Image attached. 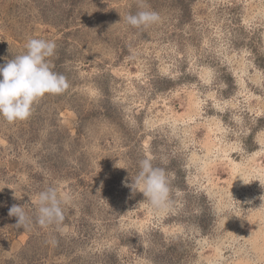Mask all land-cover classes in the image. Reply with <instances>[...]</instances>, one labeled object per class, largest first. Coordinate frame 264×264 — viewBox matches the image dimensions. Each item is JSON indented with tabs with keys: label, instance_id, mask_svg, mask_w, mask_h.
I'll return each mask as SVG.
<instances>
[{
	"label": "rangeland",
	"instance_id": "obj_1",
	"mask_svg": "<svg viewBox=\"0 0 264 264\" xmlns=\"http://www.w3.org/2000/svg\"><path fill=\"white\" fill-rule=\"evenodd\" d=\"M141 10L161 22L128 25ZM29 38L69 88L0 116V264H264V0H0V66ZM146 157L167 209L130 187ZM49 187L71 201L44 229Z\"/></svg>",
	"mask_w": 264,
	"mask_h": 264
},
{
	"label": "clouds",
	"instance_id": "obj_2",
	"mask_svg": "<svg viewBox=\"0 0 264 264\" xmlns=\"http://www.w3.org/2000/svg\"><path fill=\"white\" fill-rule=\"evenodd\" d=\"M140 5L144 7V0H140ZM125 20L128 25L140 29L160 23L161 17L155 11L141 10L135 15H127ZM25 48L24 53L0 66V116L9 124L27 120L34 110L33 106L46 94L60 95L69 88L67 78L52 70L49 58L55 53V41L29 38ZM152 159L146 157L139 162L140 171L130 187L139 189L153 208L167 209L171 205L169 175L164 168L155 167ZM70 201L68 194L61 195L55 187L39 192L35 223L44 229L61 225L64 221L62 205ZM9 215L18 218L17 228L27 230L33 224L32 217L21 206L13 205Z\"/></svg>",
	"mask_w": 264,
	"mask_h": 264
},
{
	"label": "bare ground",
	"instance_id": "obj_3",
	"mask_svg": "<svg viewBox=\"0 0 264 264\" xmlns=\"http://www.w3.org/2000/svg\"><path fill=\"white\" fill-rule=\"evenodd\" d=\"M250 7H251V8H256V9H258V11H261V9H262L263 6H261V7L259 8V6H257V5H256V6H253V3L250 2ZM257 7H258V8H257ZM239 63H240V62H239ZM200 103H201V102H200ZM197 104L199 105V103H197L196 101H192V102H191V106L194 107V109H192L191 112H189V113L187 112V114H190V115H191V114H193V113H196V112H197L196 108L198 107ZM200 105H201V104H200ZM216 106H218V105H216ZM190 108H191V107H190ZM198 110H199V109H198ZM187 114H186V115H187ZM175 115H176V114H175ZM191 117H193V116H191ZM187 118H188V117H187ZM181 119H182V118H181ZM183 119H184V118H183ZM191 119H192V118H191ZM184 120H185V119H184ZM189 120H190V118H189ZM174 121H175V120H174ZM182 123H183V121H182ZM184 123H185V122H184ZM208 129H209V130L207 131V134H208L209 136H210L211 134H215V135H217V134H216V130H217V129H214L213 127H209ZM215 137H217V136H215ZM261 144H263V142H262ZM216 146H217V144H213V145H212V143H208V144H206V145H205L206 152H209V153L212 152V149H213V150H214V149H217V148H215ZM225 151H226V150H225ZM228 157H229V156H228ZM256 170H258V169H256ZM247 176H248V174H247ZM263 209H264V208H263ZM259 211H260V210H259ZM231 220H232V219H231ZM238 264H239V263H238Z\"/></svg>",
	"mask_w": 264,
	"mask_h": 264
}]
</instances>
